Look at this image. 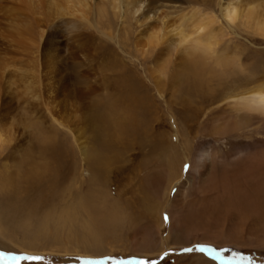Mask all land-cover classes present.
I'll list each match as a JSON object with an SVG mask.
<instances>
[{
	"label": "rangeland",
	"instance_id": "obj_1",
	"mask_svg": "<svg viewBox=\"0 0 264 264\" xmlns=\"http://www.w3.org/2000/svg\"><path fill=\"white\" fill-rule=\"evenodd\" d=\"M15 1L0 0V264H264V193L243 174L264 164V124L212 126L215 104L264 85V37L221 9L264 15V0H147L135 17L112 0L101 16L93 0L87 26L51 17L38 53L14 49ZM194 10L217 19L221 54L181 77L175 46L158 54L192 35ZM144 16L167 44L146 46Z\"/></svg>",
	"mask_w": 264,
	"mask_h": 264
},
{
	"label": "bare ground",
	"instance_id": "obj_2",
	"mask_svg": "<svg viewBox=\"0 0 264 264\" xmlns=\"http://www.w3.org/2000/svg\"><path fill=\"white\" fill-rule=\"evenodd\" d=\"M92 1L93 0H16L15 2H18V6L17 5L11 6V7L7 6L8 7L7 13H10V15L14 16L15 18H17L20 15H22V16L26 15V16H25L24 20H21L19 18L14 19L15 23H18L20 20V22L18 24H15V30L13 32V37H15L14 43L17 46V48H14V49H18V48L29 49L30 53H32V51L34 52V50H36L38 53L39 47H40V41L43 37V32L40 29H41V27L46 25L47 21L49 23L51 17H53V16L56 17V19H57L58 17H63V16L69 15L72 18H74L73 20L77 21L79 25L87 26L89 24L87 15H89L88 13H90L89 11L91 8ZM106 1H108V3ZM109 1L110 0H99V3L96 5V8L99 12V15H101V16L105 15L106 9L104 8V5L106 3L109 4ZM117 2L120 5H122L123 7H125L126 10L133 17H135L143 11V9H144V7L148 1L147 0H112V6H113L112 9H116ZM253 3L249 4V5H247V3H246L245 8H241V7H239V5H234V3H228V5H226L225 8L221 9V14L224 17L223 19H226L230 24H234L237 22L238 19L242 18L244 21H246V23H248L250 25L251 24L254 25L253 26L255 29L254 31L256 34H258V36L260 35L261 37H264V15H259V12H258L259 10L257 7L254 6ZM221 14H220V16H221ZM212 15L214 16V14H212ZM42 17H44V19H42ZM140 20H142L140 27L145 28L148 26V22L151 21L152 18L150 16H144V17H141V19H139L138 21H140ZM183 20L187 24L190 23L189 25H191L193 27L194 31L191 35V36H193V38L191 36L189 38L184 37L182 35L183 32H179L178 43H175L176 45L170 44L171 46L167 47L165 50L159 52V54H158V55L163 56V55L167 54L166 52L169 53L171 47L175 46L174 51L176 52L175 55H176L177 61H179V63H181V67H179L181 70H180V72H178V75H180L181 77L186 76L192 70L191 68H193L192 67L193 65H191L190 63L198 62L197 58H199V57L203 58V57H205V55H208L212 60L215 57L217 58V55L219 56L221 54V53L218 54L219 52L216 49L217 45H219L218 39L216 38L218 35L216 36L215 31H213L214 30L213 28L216 27V26H214V23L217 19L214 20L213 17L208 16V15H204L200 11L194 10L192 13L190 12V13L184 15ZM85 23H87V24H85ZM74 24L76 25L75 22H74ZM187 24H185L186 27H188ZM147 28L148 29H146V30L144 29L145 32L144 31L141 32V35H143L142 39H144V38L146 39V46L150 47L152 45V47H153V45H154V47H156V49H157L160 46L168 43V36L167 35H169V34H168V32L166 34L163 33V29H164L163 27L155 26V27H147ZM181 30H183V29H181ZM191 30H192V28H191ZM172 32H174V31L172 30ZM34 35L36 36V38L34 37ZM28 37H29V40L32 39V41L30 40L31 42H35L38 39V41H37L38 44L36 46H34L35 44L32 43L31 46H28V44L26 43V40L28 39ZM29 50H27V51H29ZM218 50H219V48H218ZM218 59H216V61ZM229 59H231V58H228L227 60L225 59V61L223 62V65H222L223 67L228 65V63L230 61ZM220 60H221V58H220ZM33 63H34V61H33ZM188 66H190L191 68ZM201 69H203V68H201ZM16 70H17V68H16ZM2 78L3 77H1V79ZM30 87H32V86H30ZM200 87H202V86L200 85ZM207 87H208V85H207ZM232 89H234V88L232 87ZM221 101L222 102L225 101V103L219 104L220 103V101H219V103H217V106H215L216 104L214 105V107H216V109H218L216 111V113H214L213 118H212V126H213V134L214 135L229 133L231 131L236 132V131H241L243 129H249V128H251L250 127L251 125H249V123H250V121H253V120H258L260 123L264 124V85H258L256 87H253L250 89H244L243 91H240L237 94L225 97V99H223ZM211 111H214V110H211ZM257 128H259V127H257ZM3 137H4V134L0 130L1 142H3V140H2ZM10 139L12 140V138H10ZM6 140H8V139L6 138ZM8 142L6 141V143H8ZM209 149L210 148H202V150H200L199 157H198L197 161L195 162L196 167H197L195 169L196 173H200L201 169L203 168L202 167L203 163L207 160L206 158L209 157V155H210ZM204 158H205V160L203 161ZM259 161L260 160H258L256 162H259ZM4 167H5V169L8 170V168H9L8 163H5ZM243 174L246 178L251 177L255 181L256 184H259V187H260L259 190L260 191L262 190L264 193V164L263 163L257 164L256 167H253L249 164V166H246L243 168ZM5 175H7V173ZM174 176H176V175L172 176V178H171L172 180H173ZM186 185H183L181 190H185ZM260 193H262V192H260ZM261 196H263V195H261ZM233 197H235V196H233ZM255 198L256 197H254V199ZM259 201H260V198H259ZM248 202H251V201H248ZM262 206L264 208V204ZM240 209L243 210L244 208H240ZM247 209H248V207H247ZM245 210H244V212H245ZM256 210H257V208H256ZM237 212H239V210L235 209L232 213L233 214L232 216L235 217V216L239 215ZM254 217H255V219L252 218L254 220L252 222V224L258 223L257 222V219H259L258 215H254ZM259 220L261 223L262 219H259ZM263 222H264V219H263ZM254 238H256V237H254ZM257 239L261 244H264V238H257Z\"/></svg>",
	"mask_w": 264,
	"mask_h": 264
},
{
	"label": "snow or ice",
	"instance_id": "obj_3",
	"mask_svg": "<svg viewBox=\"0 0 264 264\" xmlns=\"http://www.w3.org/2000/svg\"><path fill=\"white\" fill-rule=\"evenodd\" d=\"M167 219V217H165ZM8 253L0 252V258H6ZM21 258H27V259H35V260H41L42 257H21ZM85 264H98L96 261H85ZM142 264H147V261H143Z\"/></svg>",
	"mask_w": 264,
	"mask_h": 264
},
{
	"label": "water",
	"instance_id": "obj_4",
	"mask_svg": "<svg viewBox=\"0 0 264 264\" xmlns=\"http://www.w3.org/2000/svg\"><path fill=\"white\" fill-rule=\"evenodd\" d=\"M227 262V261H226Z\"/></svg>",
	"mask_w": 264,
	"mask_h": 264
}]
</instances>
